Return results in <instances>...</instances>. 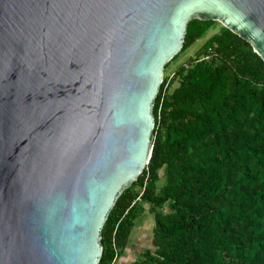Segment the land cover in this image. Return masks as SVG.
<instances>
[{
	"label": "water",
	"instance_id": "1",
	"mask_svg": "<svg viewBox=\"0 0 264 264\" xmlns=\"http://www.w3.org/2000/svg\"><path fill=\"white\" fill-rule=\"evenodd\" d=\"M194 19L264 62V0H0V264H99Z\"/></svg>",
	"mask_w": 264,
	"mask_h": 264
},
{
	"label": "trees",
	"instance_id": "2",
	"mask_svg": "<svg viewBox=\"0 0 264 264\" xmlns=\"http://www.w3.org/2000/svg\"><path fill=\"white\" fill-rule=\"evenodd\" d=\"M217 23L191 20L171 63ZM152 116L150 161L106 219L99 264L122 254L143 202L154 218L152 247L135 264H264L261 57L221 26L163 79Z\"/></svg>",
	"mask_w": 264,
	"mask_h": 264
},
{
	"label": "crops",
	"instance_id": "3",
	"mask_svg": "<svg viewBox=\"0 0 264 264\" xmlns=\"http://www.w3.org/2000/svg\"><path fill=\"white\" fill-rule=\"evenodd\" d=\"M141 207L143 211L135 220L126 247L115 264H135L143 259L144 251L152 247L154 218L148 203H141Z\"/></svg>",
	"mask_w": 264,
	"mask_h": 264
},
{
	"label": "rangeland",
	"instance_id": "4",
	"mask_svg": "<svg viewBox=\"0 0 264 264\" xmlns=\"http://www.w3.org/2000/svg\"><path fill=\"white\" fill-rule=\"evenodd\" d=\"M222 25L218 22L217 23V25H216V27H215V29H213V30H211V31H209L208 33H207V35L203 38V39H201V40H199V41H197L192 47H190V49L189 50H187L184 54H182L176 61H174V62H170V63H168L165 67V69H164V71H163V79L165 78V77H168V76H171L173 73H174V71L180 66V65H182V64H184V63H188V61H189V59H192L193 57H195V55H196V53H197V51H199L200 49H201V47L203 46V44L213 35V34H215L216 32H218V30H219V28L221 27ZM177 85H178V82L177 81H175L174 83H173V86H172V88L171 89H173V88H175V87H177ZM162 181V180H161ZM162 183V182H161ZM159 185H161L160 183H159ZM140 190V189H139Z\"/></svg>",
	"mask_w": 264,
	"mask_h": 264
},
{
	"label": "built area",
	"instance_id": "5",
	"mask_svg": "<svg viewBox=\"0 0 264 264\" xmlns=\"http://www.w3.org/2000/svg\"><path fill=\"white\" fill-rule=\"evenodd\" d=\"M143 189H144V188H143ZM143 189H142V190H143ZM136 201H139V202H140V197H139V198H137V199H136ZM117 259H118V257L116 256L112 264H115V263H116V261H117Z\"/></svg>",
	"mask_w": 264,
	"mask_h": 264
}]
</instances>
